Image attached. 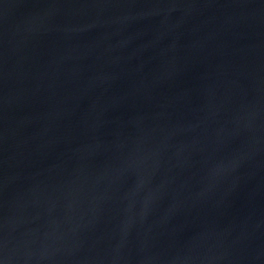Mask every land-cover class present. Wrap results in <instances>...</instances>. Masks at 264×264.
Segmentation results:
<instances>
[{
  "label": "water",
  "instance_id": "obj_1",
  "mask_svg": "<svg viewBox=\"0 0 264 264\" xmlns=\"http://www.w3.org/2000/svg\"><path fill=\"white\" fill-rule=\"evenodd\" d=\"M0 264H264V0H0Z\"/></svg>",
  "mask_w": 264,
  "mask_h": 264
}]
</instances>
